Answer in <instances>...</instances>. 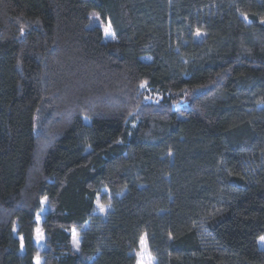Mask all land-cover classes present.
<instances>
[{
    "label": "trees",
    "instance_id": "16d2710c",
    "mask_svg": "<svg viewBox=\"0 0 264 264\" xmlns=\"http://www.w3.org/2000/svg\"><path fill=\"white\" fill-rule=\"evenodd\" d=\"M143 235L264 264V0H0V264H135Z\"/></svg>",
    "mask_w": 264,
    "mask_h": 264
},
{
    "label": "rangeland",
    "instance_id": "374dc122",
    "mask_svg": "<svg viewBox=\"0 0 264 264\" xmlns=\"http://www.w3.org/2000/svg\"><path fill=\"white\" fill-rule=\"evenodd\" d=\"M96 25H100L103 27L104 34H105V30L110 28V34H108V35L105 34V35L109 38L114 37V30H113V27H112L110 21H108V20L104 21L101 18L100 14L97 10H91V12L89 14L88 26L93 27ZM203 35H204V33L202 31H199L197 33V36L199 38H202ZM96 204H97V207L99 208L100 211H105L108 209V207L106 205H103L100 201H97ZM47 209H48L47 200H46V198H43L42 208L39 212V215H40L39 216V222L42 219V215L46 213ZM72 234L74 236V246L78 247L79 242H80L79 229L73 228ZM262 237H264V236H262ZM35 241H36L39 249H42L44 247L45 235H44V230L41 228L40 225L37 226V228H36ZM260 244L262 247H264V242H262L261 240H260ZM35 264H42V257L39 254H37L35 256ZM135 264H156V258L152 254V252L150 251L146 235H143L141 240H140L139 250L137 251V260H136Z\"/></svg>",
    "mask_w": 264,
    "mask_h": 264
},
{
    "label": "snow or ice",
    "instance_id": "6c2138e0",
    "mask_svg": "<svg viewBox=\"0 0 264 264\" xmlns=\"http://www.w3.org/2000/svg\"><path fill=\"white\" fill-rule=\"evenodd\" d=\"M105 34H106V35L110 34V28L105 30ZM260 240H261L262 242H264V237H260Z\"/></svg>",
    "mask_w": 264,
    "mask_h": 264
}]
</instances>
